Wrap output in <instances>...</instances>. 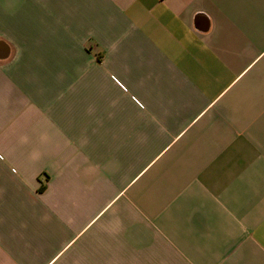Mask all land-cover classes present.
Instances as JSON below:
<instances>
[{"label":"crops","instance_id":"0c3cea01","mask_svg":"<svg viewBox=\"0 0 264 264\" xmlns=\"http://www.w3.org/2000/svg\"><path fill=\"white\" fill-rule=\"evenodd\" d=\"M0 264H264V0H0Z\"/></svg>","mask_w":264,"mask_h":264},{"label":"trees","instance_id":"16d2710c","mask_svg":"<svg viewBox=\"0 0 264 264\" xmlns=\"http://www.w3.org/2000/svg\"><path fill=\"white\" fill-rule=\"evenodd\" d=\"M42 189H43L42 186H40V187H39V190H42Z\"/></svg>","mask_w":264,"mask_h":264}]
</instances>
